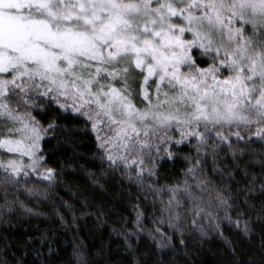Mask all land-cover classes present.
Returning a JSON list of instances; mask_svg holds the SVG:
<instances>
[{"label":"snow or ice","instance_id":"obj_1","mask_svg":"<svg viewBox=\"0 0 264 264\" xmlns=\"http://www.w3.org/2000/svg\"><path fill=\"white\" fill-rule=\"evenodd\" d=\"M58 130L89 135L90 183L129 196L114 231L135 264L145 234L161 256L211 233L245 264L223 232L264 228V0H0V217L56 183L42 142ZM166 161L182 167L162 181Z\"/></svg>","mask_w":264,"mask_h":264},{"label":"trees","instance_id":"obj_2","mask_svg":"<svg viewBox=\"0 0 264 264\" xmlns=\"http://www.w3.org/2000/svg\"><path fill=\"white\" fill-rule=\"evenodd\" d=\"M58 123L71 126L76 122L58 118ZM75 135L77 139L72 141L58 130L49 133L42 142L48 167L63 171L51 188H46L45 183L29 182L25 187L40 195L29 196L22 190L20 200L24 208L14 206L11 214L0 217V264H41V260L47 264H77L75 253L81 254L85 264H135L120 231H114L122 229L125 217L134 218L130 198L115 182L105 184L103 189L90 183L100 176L99 169L93 168V162L88 159L93 152V142L83 132ZM7 160L0 151V161ZM181 167L182 162H164L161 180L174 179ZM90 170L96 172L95 177L88 175ZM255 171L259 172L258 166ZM10 199L15 197L10 196ZM28 208L32 209L31 213L26 211ZM148 215L145 213L146 217ZM252 220L250 237L227 225L223 232L236 248L238 259L245 264L250 257L258 260L261 255L264 228L255 217ZM146 225L151 227V221L147 220ZM187 244L184 250L177 240L175 252L166 250L161 256H145L146 249L155 252V245L145 234L136 243L137 256L141 261L147 259L148 264L161 258L164 264H234L233 253L218 234L211 233L202 242L199 238L189 239ZM49 247L51 255H48ZM37 252L44 255L38 257Z\"/></svg>","mask_w":264,"mask_h":264},{"label":"rangeland","instance_id":"obj_3","mask_svg":"<svg viewBox=\"0 0 264 264\" xmlns=\"http://www.w3.org/2000/svg\"><path fill=\"white\" fill-rule=\"evenodd\" d=\"M2 153H4V150H0ZM5 156L8 158V159H11V158H14L11 154H5ZM26 159V162H27V158Z\"/></svg>","mask_w":264,"mask_h":264}]
</instances>
